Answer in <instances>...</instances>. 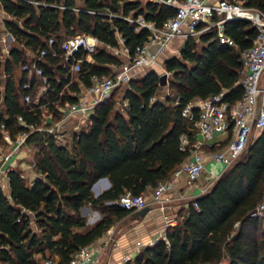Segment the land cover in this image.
Wrapping results in <instances>:
<instances>
[{
  "label": "trees",
  "instance_id": "16d2710c",
  "mask_svg": "<svg viewBox=\"0 0 264 264\" xmlns=\"http://www.w3.org/2000/svg\"><path fill=\"white\" fill-rule=\"evenodd\" d=\"M237 1L264 12V0ZM0 8L16 42L6 58L0 56V124L11 136L29 130L27 125L39 126L40 105L49 101L53 108L51 101L72 76L68 62L47 52L37 64L52 90L37 104L24 101L34 91L22 86L27 78L20 66L29 53L46 48L49 37L58 51L59 41L76 33L101 41L79 74L88 85L90 75L110 74L111 64L122 62L107 48L119 44L118 36L131 52L148 38L149 31L136 22L139 16L160 24L175 13L173 6L154 0H0ZM224 31L235 45L220 44L213 30L186 37L179 55L164 60L169 71L164 85L155 69L132 77L94 106L87 125L72 132L67 143L55 142L46 131L27 135L38 177L30 182L18 167L7 172L8 191L0 190V264H45L47 259L66 264L130 211L113 200L127 190L144 193L173 175L190 155L189 148H180V134L193 138V121L182 108L221 91L231 102L243 92L241 52L251 46L257 29L250 20L236 18L225 21ZM70 87L78 88L76 83ZM101 177L110 186L94 196L92 184ZM263 199L264 127L206 192L188 201L163 237L119 264H221L224 259L225 264H264V217L252 215ZM87 204L101 214L89 227L80 211Z\"/></svg>",
  "mask_w": 264,
  "mask_h": 264
},
{
  "label": "built area",
  "instance_id": "2783aa9c",
  "mask_svg": "<svg viewBox=\"0 0 264 264\" xmlns=\"http://www.w3.org/2000/svg\"><path fill=\"white\" fill-rule=\"evenodd\" d=\"M15 1V0H14ZM158 3L173 6L175 13L167 17L162 23L146 21L142 16L136 19L140 27L149 31L148 38L135 46L133 51L124 43V39L118 36V45H107L108 50L122 59L119 64H111L112 73L92 74L88 85H84L79 74L83 71V62H92V54L101 45V41L90 34L76 33L59 41V51L54 47V37H49L47 47L41 48L37 53H29L30 58L20 66V71L26 72V78L22 83L24 88H33V96L26 93L23 98L26 102L38 103L48 90H52L51 83L44 75L42 67L37 62H43L44 56L50 52L52 56H58L69 64L72 74L70 80L63 85L57 93V99L52 100L53 108L47 106L49 101L40 105L43 115L39 126L27 125L21 116L18 120L27 125L29 130H23L11 136L4 124H0V190L5 192L8 187V170L16 168V160L12 161L14 154L21 147H25L33 155V146L25 144L27 135L34 130L46 131L53 140L65 144L70 140L71 134L87 125L94 106L108 98L113 90L125 83L138 72L145 70L147 66L156 64L160 52L164 51L168 44L176 38H198L205 31L213 30L218 42L222 45H235L233 38L224 31V23L230 19L243 18L250 20L257 29V34L250 47L241 52L240 60L243 64L241 85L243 92L234 101L223 99L224 91L205 98H197L190 101L181 110V114L192 120L191 130L193 138L187 132L179 136L180 148H189L190 155L174 171L169 179L160 180L153 187L152 201L161 209H164L170 200L175 182L180 176L185 179L186 185H191L206 167V159L220 163L221 168L214 173L217 178L244 152L249 142V135L253 129L264 127V105L260 95L264 93V12L258 8L245 7L237 0H154ZM0 12L5 13L2 8ZM3 18L5 19L6 17ZM2 19V20H4ZM128 20H131L129 17ZM6 34L12 40L14 37L7 30ZM5 36L0 35V56L2 59L9 54L12 45L5 44ZM78 53V56L76 55ZM166 76L169 71H165ZM35 76L36 82L32 84L31 78ZM4 77V74H2ZM60 80L59 78H56ZM76 83L77 89L70 85ZM172 97L173 92L169 89L164 91ZM67 95L74 100L61 97ZM175 103L177 98H175ZM126 105V100L122 106ZM196 109V115L192 113ZM76 118V122L70 128L68 121ZM227 133L224 145H218L207 152L203 149L211 145L210 142L215 134ZM33 168L35 162L31 157L28 162ZM95 186V185H94ZM95 189V187H93ZM122 208L137 210L149 205L143 193L133 194L125 191L112 201ZM196 206V203L194 202ZM84 207V206H83ZM252 215L264 217V199L257 205ZM165 217V226L173 225L178 217ZM157 240V239H156ZM149 243L151 245L154 241ZM99 247L91 244L80 247L66 264H100V249L109 248L117 244L112 235H108ZM137 250L140 242L137 241ZM137 251V252H138ZM131 258L124 255L120 263ZM45 264H53L50 259Z\"/></svg>",
  "mask_w": 264,
  "mask_h": 264
},
{
  "label": "crops",
  "instance_id": "0c3cea01",
  "mask_svg": "<svg viewBox=\"0 0 264 264\" xmlns=\"http://www.w3.org/2000/svg\"><path fill=\"white\" fill-rule=\"evenodd\" d=\"M183 40L184 39L181 40L180 38L173 39L165 48V50H168L170 45L174 46L179 44L181 46ZM164 51L160 52V54ZM142 72L143 71H140L138 72V74H141ZM260 98L263 101L264 93L260 95ZM75 119L76 118H71V120L68 121V128H70L72 124L76 122ZM259 132L260 129H253L249 135L248 143L252 142L258 136ZM226 140L227 133L215 134L214 138L210 141L212 142L211 145L205 146L203 151L207 152L213 148H216L218 145H224ZM22 159L24 160L23 163L26 164L27 158L24 156V158L22 157ZM17 166L18 165H16V168ZM18 168H20L22 172L26 170V167H20V165L18 166ZM220 168V163L213 162L207 158L205 169L191 185H186L184 177L180 176L174 184L173 191L170 195V200L168 201L164 209H161L156 203L152 201L153 187H148L143 194L145 195L146 200L149 204V210L143 216H139L138 214H136V210H130L126 215L119 218V224H117L116 226L114 225L111 228L113 230L112 236L115 240H117V244L112 245L107 250L104 249V251L101 252L100 264H119L122 255H129L130 257H132L137 253V241L141 243L140 249H142L143 247L149 245L151 241L163 237L164 229L166 227L164 216L166 214L168 217L175 215L178 216L179 211L186 207L189 200L206 192L218 178L214 177V173H217ZM23 175L27 177V174H25L24 172ZM37 177L38 175L33 172V178L29 181L31 182ZM109 186L110 182L107 185L105 180H101L99 178L96 180V185L94 186L95 189L91 187V191L93 195L96 196L102 190L108 188ZM7 191L8 187L6 189V192ZM94 211L96 212V215H93L94 217H90L91 221L87 220L88 227L93 225L101 217L100 212H98L97 210H93V212ZM81 214L84 215L83 213ZM102 236L93 241V244L95 243L94 245H98L97 243H102ZM225 263L226 260H222L221 264Z\"/></svg>",
  "mask_w": 264,
  "mask_h": 264
},
{
  "label": "rangeland",
  "instance_id": "374dc122",
  "mask_svg": "<svg viewBox=\"0 0 264 264\" xmlns=\"http://www.w3.org/2000/svg\"><path fill=\"white\" fill-rule=\"evenodd\" d=\"M3 15H4V17H7L6 16V13H4L3 14V12H0V30H1V33H0V35H4L5 37V44H7V46L8 45H14V44H16V42L14 41V40H12L10 37H8V34H6V32H7V30L5 29V27H4V23H3V20L2 19H4L3 18ZM182 40V39H181ZM179 49H180V45L179 44H177V45H170V47H169V49L167 50H165L163 53H161L160 55H159V57H158V59H157V62H156V64L155 65H153V66H147V67H145V70H143V72L145 73L146 71H148V70H150V69H155V70H157L160 74L161 73H165V69H164V60L166 59V58H168V57H170V56H173V55H179ZM25 52H27L26 50H25ZM161 56V57H160ZM142 72V73H143ZM165 90H167V87H164V91ZM165 93V92H164ZM262 104L264 105V99H263V101H262ZM24 156L27 158V162H26V164H24L23 163V159H22V157L24 158ZM20 157H21V159H20ZM31 157H33V155H32V153H30L25 147H21L20 149H19V151H17L15 154H14V156L12 157V161H14V160H16L15 162L17 163V165L19 166L20 165V167H26L25 169L26 170H24L23 172L25 173V174H27V179L28 180H32V178H33V172H34V170H33V168L31 167V166H29V161H30V159H31ZM22 160V161H21ZM17 166V167H18ZM25 171H27V172H25ZM5 192H6V190H5ZM90 207V208H89ZM92 209V210H91ZM93 210H96V209H94V208H92L91 207V205L90 204H87V205H85L84 207H83V209L81 210L80 209V211H81V213H83L84 214V216L86 217V219L88 220V221H91V216H93V215H96V212L94 211L93 212ZM94 217V216H93ZM96 217V216H95ZM120 220L119 219H116L115 221H114V223L104 232V234H103V236H102V238H101V241H103L104 239H105V237H108V235H112V233H113V230L111 229L114 225L116 226L117 224H119L118 222H119ZM111 229V230H110ZM95 244V243H94ZM93 244V242H92V246H94V247H99V245H101V244H104V243H97L98 245H94ZM110 248V247H109ZM104 249H108V248H104L103 247V250H101L100 249V251H98V254H101V252L102 251H104ZM124 255H122V257H123ZM121 257V258H122Z\"/></svg>",
  "mask_w": 264,
  "mask_h": 264
},
{
  "label": "water",
  "instance_id": "95a60500",
  "mask_svg": "<svg viewBox=\"0 0 264 264\" xmlns=\"http://www.w3.org/2000/svg\"><path fill=\"white\" fill-rule=\"evenodd\" d=\"M166 77H167V76H166V73H161V74H160V83H161L162 85L165 84V82H166ZM100 179H101V180H105L107 185L109 184V181H108L107 177H101ZM94 185H96V181L92 184V187H94ZM82 209H83V207H81V210H82ZM148 210H149V205H145V206H143V207L137 209L135 212H136V214H138L139 216H143Z\"/></svg>",
  "mask_w": 264,
  "mask_h": 264
}]
</instances>
